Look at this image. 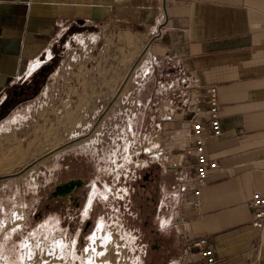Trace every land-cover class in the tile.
<instances>
[{
    "label": "crops",
    "instance_id": "crops-1",
    "mask_svg": "<svg viewBox=\"0 0 264 264\" xmlns=\"http://www.w3.org/2000/svg\"><path fill=\"white\" fill-rule=\"evenodd\" d=\"M92 25L99 42H90ZM77 26L85 42H70L68 34ZM66 35L70 38L60 42ZM72 43L83 49V60ZM60 49L62 59L47 77L54 81L44 85L52 94L75 93L77 63L83 62L86 82L93 84L89 93L101 94L93 80L125 78L135 58L130 76L136 79L150 78L158 61L176 59L191 100L186 129L170 136L168 166L178 177L173 207H182L178 222L177 213L170 215L181 235L178 264L197 258L193 242L200 237L214 247V264H264V227L252 225L247 206L253 192H264V0H0V148L22 149L23 101L14 104L9 96ZM211 85L218 88L222 134L207 132L206 148L219 165L209 171L198 214L191 190H180L194 173L193 97L205 95ZM11 158L0 162V232L11 210V178L23 180V169L7 171L23 164V152Z\"/></svg>",
    "mask_w": 264,
    "mask_h": 264
},
{
    "label": "rangeland",
    "instance_id": "rangeland-1",
    "mask_svg": "<svg viewBox=\"0 0 264 264\" xmlns=\"http://www.w3.org/2000/svg\"><path fill=\"white\" fill-rule=\"evenodd\" d=\"M96 29L92 25L90 42H99L100 33ZM74 33L68 34L72 37L70 42H85L84 36L79 34L83 33L82 27L77 26ZM86 33L88 36V32ZM68 35L61 38L60 42H66V39L70 38ZM109 37L115 38L114 34ZM128 39L131 42V37ZM71 45L76 47V53L82 59L83 49L75 43ZM55 53L51 62L44 65L50 67V72L58 67L59 60L62 59L61 49ZM144 53L139 57L141 58ZM158 62L157 66L154 64L150 67V78L149 75L142 79L130 76L132 66L137 63L135 58L134 62L128 65L129 74L125 72L127 77L93 80L97 82L94 86H100L105 91L101 94L89 93L87 87L93 84L89 85L86 82L88 79L83 73V62L77 63L75 70L80 76L74 79V88H76L74 94L67 95L62 92L52 94L50 89L44 88V85L51 86L54 79L46 77L39 93L23 102L21 112L23 126L19 127L23 130V139L21 136L18 138L22 149L0 148L2 163L11 157V159L16 158V155L21 156L23 152V164L7 166L8 173L23 169V180L20 184L18 177L11 178L13 185L11 210L7 209V222L2 224L4 228L0 232V264H66L67 258L71 264H89L86 257L91 253L62 254L60 259L57 258L54 253L56 239L53 237L51 222L49 220L43 224L30 222L33 218L34 206L39 200L37 187L41 177L51 175L53 156L50 151L57 145L78 136H85L75 144L80 147L77 150L90 148L92 152L98 153L104 158L107 166L113 168L117 176L123 166L128 168L131 164L135 165V161L142 164L148 155H156L154 158L162 166L170 164V136H174L177 130L186 129L191 100L189 91L183 88L187 83L183 81L184 75L180 73L176 59L168 57ZM41 92L44 94L41 95ZM68 112H73L72 122L67 119ZM171 121L175 123L172 125L173 128L170 127ZM54 138H59L55 145L51 142ZM38 147L41 149L37 150ZM182 148L183 158L187 159L186 148L184 146ZM172 178L170 215L175 213L174 210L179 211V208L173 207L178 198V193H174L173 189L174 186H178V177L174 172ZM20 187H23V191ZM178 206L181 207L180 204ZM165 222L168 230H172V251L162 258L145 254L146 247L138 243L136 233L128 226L124 225L117 230L109 226L107 231L112 234L113 242L108 252V264H119L116 246L122 247L125 264H178L177 259L182 255L181 235L173 227L176 222L173 221L171 225L170 216ZM28 247H32L31 256L26 253ZM99 247L103 245L97 248ZM179 264H185L184 260Z\"/></svg>",
    "mask_w": 264,
    "mask_h": 264
},
{
    "label": "flooded vegetation",
    "instance_id": "flooded-vegetation-1",
    "mask_svg": "<svg viewBox=\"0 0 264 264\" xmlns=\"http://www.w3.org/2000/svg\"><path fill=\"white\" fill-rule=\"evenodd\" d=\"M42 77H32L15 88L9 96L13 103L38 94ZM84 137L66 140L50 151L51 175L41 177L39 200L30 222H51L56 239L54 252L59 259L62 254L81 255L95 250L102 246L99 239L113 240L107 231L109 226L117 230L124 225L136 233L138 243L146 247L145 254L155 258L169 255L172 230H168L165 220L171 211L170 166H162L153 154L142 164L135 161L128 168L123 166L117 176L98 153L90 148L77 150L80 147L75 144ZM176 208L178 217L182 207ZM65 263L71 264L68 258Z\"/></svg>",
    "mask_w": 264,
    "mask_h": 264
},
{
    "label": "built area",
    "instance_id": "built-area-1",
    "mask_svg": "<svg viewBox=\"0 0 264 264\" xmlns=\"http://www.w3.org/2000/svg\"><path fill=\"white\" fill-rule=\"evenodd\" d=\"M190 144L193 148L194 173L190 181L183 187L182 192L191 190V204L195 213H201L203 206V189L208 183L209 171L217 168L219 163L206 148V134L219 136L222 134L220 119L219 93L216 85L207 87L206 94H195L192 101ZM247 206L253 214L252 225L259 230L264 227V192L255 191L247 200ZM197 258L191 264H214L215 250L205 237L193 242ZM193 249H190L192 252Z\"/></svg>",
    "mask_w": 264,
    "mask_h": 264
},
{
    "label": "bare ground",
    "instance_id": "bare-ground-1",
    "mask_svg": "<svg viewBox=\"0 0 264 264\" xmlns=\"http://www.w3.org/2000/svg\"><path fill=\"white\" fill-rule=\"evenodd\" d=\"M67 119H69L70 122L73 121V112H68L67 113ZM50 140V139H49ZM59 141V138H54V140H51L52 144L55 145L57 142ZM37 150L41 149V148H36ZM17 150V149H16ZM35 150V149H34ZM16 152V151H15ZM18 152V151H17ZM33 152V151H32ZM15 154V153H14ZM17 154V153H16ZM21 158V157H20ZM115 240V239H114ZM99 241L101 242V244L103 245V249H101L100 247L99 248H96L95 247V250L93 249L92 250H89L88 253H91V255L87 256L86 257V260L89 262V264H108V252L109 250H111V247H112V242L113 240L111 241H108L106 242L105 241V238H101L99 239ZM119 243V242H118ZM47 248V247H46ZM118 249V250H117ZM32 247H28V249H26V253L31 256L32 255ZM87 251V250H86ZM116 252L118 254L117 256V261L119 262V264H125L123 263L124 261V256H123V249L122 247H117L116 246ZM55 253V252H54ZM112 256V255H111ZM114 256V254H113ZM115 258V257H114ZM113 260V259H112ZM114 263V262H113ZM58 264V263H57Z\"/></svg>",
    "mask_w": 264,
    "mask_h": 264
},
{
    "label": "trees",
    "instance_id": "trees-1",
    "mask_svg": "<svg viewBox=\"0 0 264 264\" xmlns=\"http://www.w3.org/2000/svg\"><path fill=\"white\" fill-rule=\"evenodd\" d=\"M47 67H41L40 68V70H38L34 75H33V77L34 78H38V77H41V76H43L42 78H43V81L45 80V78H46V76H47V72H50V67H48L47 69H46ZM46 71V72H45Z\"/></svg>",
    "mask_w": 264,
    "mask_h": 264
}]
</instances>
